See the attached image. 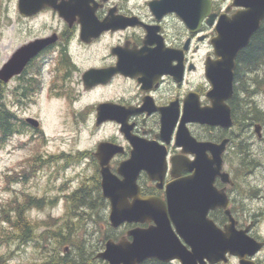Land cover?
I'll list each match as a JSON object with an SVG mask.
<instances>
[{"label": "flooded vegetation", "instance_id": "1", "mask_svg": "<svg viewBox=\"0 0 264 264\" xmlns=\"http://www.w3.org/2000/svg\"><path fill=\"white\" fill-rule=\"evenodd\" d=\"M255 7V0H59V13L50 10L57 26L29 34L23 43L44 37L50 42L7 84L17 126L10 138L24 135L30 147L12 170L14 187L24 184V189L12 187V204L27 205V214L51 205L105 208V240H130L127 231L155 221H124L112 227L113 198L120 205L146 199L167 207L168 185L189 182L196 174L193 162L204 161L212 168L211 185L226 194L235 228H247L249 237L260 243L248 258L262 264L264 217L259 216L264 205H248L249 221L241 223L237 211L247 203L237 185L239 165L256 152L263 122L254 112L241 118V105L250 106L253 95L238 89L236 79L264 78V49L258 37L264 34V15L236 53L231 95L216 98L208 78L209 68L221 58L219 33L244 22L243 16ZM43 11L19 16L32 25ZM22 44L12 48L10 57ZM41 96L57 103L52 133L47 131L50 122L24 111ZM215 105L221 118L201 121L197 114ZM27 117L38 121L28 122ZM160 160L162 171L156 168ZM219 160L221 168L215 171ZM103 174L121 181V191L113 194L110 182L103 187ZM42 179L45 187L27 188ZM84 207L74 215L82 217ZM53 216L40 223V235H59V217ZM207 217L220 229L229 220L220 206L209 209ZM170 224L174 228L171 219ZM35 261L59 264V250ZM173 262L179 264L176 259L161 263Z\"/></svg>", "mask_w": 264, "mask_h": 264}, {"label": "water", "instance_id": "2", "mask_svg": "<svg viewBox=\"0 0 264 264\" xmlns=\"http://www.w3.org/2000/svg\"><path fill=\"white\" fill-rule=\"evenodd\" d=\"M255 2V9L243 16L244 22H234L229 32L219 33L217 50L221 58L216 62L217 64L209 68L208 73L212 92L216 98L224 99L231 95L236 53L247 43L264 15V0H255ZM17 6L23 15L33 14L45 6L59 13V0H18ZM49 39H36L19 47L0 67V80L7 82L13 74L20 72L27 60L50 42ZM220 112L215 105L197 115L203 122H213L210 118L217 116L219 120ZM228 116L226 107L225 122L227 123L230 122ZM27 121L35 123L33 118H27ZM193 164L196 174L189 182L182 180L168 185L167 207L151 205L152 201L146 199H136L135 205H120L113 198L109 215L112 227L132 220L153 219L155 223L146 228L136 227L127 231L131 240L123 237L114 242L108 239L104 250L98 252L97 257L106 260L108 264H140L148 258L162 262L177 259L180 264H205L206 260L209 263L227 262V254H229L237 256L239 264H255L248 257L260 247V243L249 237L247 228H235V220L227 207L226 194L223 190L216 191L211 185L213 173L208 165L210 163L194 161ZM156 168L163 170V160L157 163ZM220 168L219 160L214 170ZM206 170L208 173L204 175L203 172ZM223 178L225 181L229 179L227 173H223ZM108 182L111 183L113 194L123 188L121 181H115L103 174V187H106ZM217 206L222 207L229 216L223 229L217 227L207 217L208 210ZM170 219L175 229L172 228ZM187 245L190 248H187Z\"/></svg>", "mask_w": 264, "mask_h": 264}, {"label": "rangeland", "instance_id": "3", "mask_svg": "<svg viewBox=\"0 0 264 264\" xmlns=\"http://www.w3.org/2000/svg\"><path fill=\"white\" fill-rule=\"evenodd\" d=\"M43 10L33 24L29 25L24 18L19 16L17 0H0V65L8 59L12 48L22 44L29 34H35L40 30L47 31L50 27L57 26V17L50 13L51 9L45 8ZM11 25H13L12 29ZM15 31H17V34H15ZM243 81L246 85L248 84L247 80ZM3 89L5 102L10 107L11 101H9L8 88L4 87ZM252 95L253 102L248 107L257 108L261 111L258 121L263 122V137L261 140L257 137L255 139L256 152L254 154L257 156L255 162L245 161L246 165H239L240 184L237 185L240 193L239 197L247 203L239 205L240 208L237 211L241 223L249 221L251 209L247 207L248 205H264V83ZM243 110L251 111L244 105ZM24 111L42 116L44 121L52 124V126L47 127L48 133L54 131L52 128L55 123L53 122L57 121V103L54 99L41 96L36 98L29 105V108ZM17 114L21 116L23 111H18ZM24 141L27 142L24 135L15 136L14 138L9 137L6 141L0 140V208L2 205H9L7 202L13 205L10 200L14 195L12 192V187H14L12 170L30 150L28 142L25 146ZM6 174L9 177L5 178ZM37 184L45 187L44 179L28 184L27 188L33 190ZM14 188L24 189V184L17 185ZM74 206L75 208L72 205H55L52 208L51 205L43 209H32L28 214H24L27 219L28 217L31 219V222L27 221L30 226V237L33 238H27L24 241L16 239V229L11 227L7 221H4L0 214V254L4 256L5 264H37L36 259L40 260L44 256L46 257L48 252H57L58 250L59 255L67 254L73 257L78 251V247L84 250L85 261L82 264H107V262L96 256L97 252L103 250L107 238L105 234L108 230L104 223L105 208L101 210L96 208L95 210L91 206L84 207L87 210L82 213V217H79L74 215L75 212L80 209V206L86 205ZM87 212L91 214H87ZM50 214L54 215L53 217H59V237H53L52 233L40 235V223H43ZM259 217H264V215L261 214ZM84 218L86 219L84 220ZM262 229H264V225ZM92 231L94 235H92ZM7 233L8 235L15 233L10 236L13 239L9 240V237L6 236ZM62 238H66L70 242H63ZM260 257L262 264H264V251ZM173 264L178 263L173 262ZM227 264H238V261L235 258H230Z\"/></svg>", "mask_w": 264, "mask_h": 264}, {"label": "trees", "instance_id": "4", "mask_svg": "<svg viewBox=\"0 0 264 264\" xmlns=\"http://www.w3.org/2000/svg\"><path fill=\"white\" fill-rule=\"evenodd\" d=\"M258 37L261 40L262 43V48L264 49V34L261 33L258 35ZM258 40V39H257ZM262 49V50H263ZM238 83V89H247V85L242 79H236ZM3 85L0 82V140L1 141H6L8 137L13 133V131L17 128L15 124L13 123V118H12V112L10 111L8 104L5 102V94H4V89ZM258 110L260 113L261 111L259 109H254ZM256 120H259V116ZM9 175L6 174L7 178ZM9 205H2L0 208V214L1 217L3 218L4 221H7L11 227L16 229V239H20L22 241L26 240L27 238L30 239V226L28 225V219L24 215L25 213V206L26 205H10V203L7 202ZM74 207V205H72ZM86 207V206H85ZM26 206V210H27ZM2 233V232H1ZM3 234V233H2ZM15 234V233H13ZM10 234L7 237H9V240L13 239L10 236L13 235ZM56 236L57 234H54L53 237ZM33 239V238H31ZM63 242H67L68 240L66 238H62ZM88 253V251H87ZM85 261L84 257V250L81 249V247H78V251L73 257H70L67 254L59 255V264H82ZM148 264H164L161 263L157 260L151 259L147 262ZM0 264H5L4 256L0 254Z\"/></svg>", "mask_w": 264, "mask_h": 264}, {"label": "bare ground", "instance_id": "5", "mask_svg": "<svg viewBox=\"0 0 264 264\" xmlns=\"http://www.w3.org/2000/svg\"><path fill=\"white\" fill-rule=\"evenodd\" d=\"M262 83H264V78H258V77H255V78H252V80H250L249 82H248V84H247V90L250 92V94L252 95L254 92H256L257 90H258V87H260V85L262 84ZM247 106V109L248 110H251L250 112H248V111H246V110H243L242 111V109H243V106L241 105V108L242 109H240V114H241V118H247V117H249L250 115H252V113L251 112H254L256 115H259V114H261L258 110L256 111V110H254L255 108H253V107H248V105H246ZM252 156L254 157H251V158H249L248 159V162L249 163H251V162H255V158H257V156L255 155V154H252ZM240 164H243V165H246V163H245V161H242ZM86 218H84V220H85ZM92 235H94V232L92 231ZM58 237H59V235H57ZM70 241H68V243H69ZM88 251V250H87ZM94 260V259H93Z\"/></svg>", "mask_w": 264, "mask_h": 264}]
</instances>
